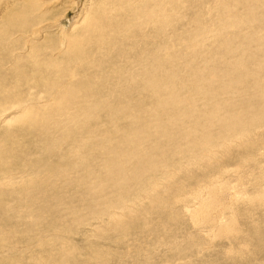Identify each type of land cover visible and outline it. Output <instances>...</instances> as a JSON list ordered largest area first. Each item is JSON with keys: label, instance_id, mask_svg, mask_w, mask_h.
<instances>
[{"label": "rangeland", "instance_id": "obj_1", "mask_svg": "<svg viewBox=\"0 0 264 264\" xmlns=\"http://www.w3.org/2000/svg\"><path fill=\"white\" fill-rule=\"evenodd\" d=\"M104 1L108 0H79L78 3L75 0H0V85L7 88V91H0V105L3 104V107H0V109L5 110L4 117L6 114L8 115V112H11V105L16 100L25 101V104H27V100L30 97L34 101L37 99V102L39 99L49 101V94L54 89H62L65 86H69L71 81L67 78H62L65 66L68 71L70 69L77 71L75 73L79 75L77 78L79 83L84 84L88 80L91 83L88 89L82 90L81 88L80 92L76 89L78 93L72 103L70 101H63L67 104L65 105V110L58 114L55 119L57 125L55 128H51L50 132L46 133L47 135L42 133L41 128L34 129L32 132L22 131V127L15 128L14 130H11V127L7 130V127H3L0 130L1 136L5 135L4 141H1L0 138V176H2V172L6 174L13 172V179L15 181L19 180L18 182L14 181L13 186L0 187V198L2 197L0 201L3 202L1 203L2 206L4 205L3 208H0V264H32L33 260H36L37 264H85L86 261L89 262L90 260L87 257L96 255L95 252L102 254V257L99 259L102 261L101 264H181L182 262L183 264H191L192 261L199 262V260H205L210 264H231L227 260L228 257L237 256L234 259L245 257V254L240 251L242 249L240 245L248 246L249 262L244 259L242 263L264 264L263 259L260 258L261 256L255 258L257 252L261 249L264 251V202H261V206L258 208L250 207L251 209H245L250 222L240 221L243 235L239 242L237 238L233 243L227 241L221 242L216 239L212 241L211 245L204 242L205 237L209 234L205 235L206 229L201 228L205 231L200 233L196 228L190 226L186 217L183 218L184 222L182 221L180 224L181 220H176L175 222L174 216L172 217L169 213H166L169 216L168 219L157 218L148 209L144 215H140L139 217L132 214V217L134 216L138 219L135 218L136 220H133L131 223L126 222V229L117 230L115 231L117 232L116 234L110 232L106 226V220L98 222L91 218L93 215L89 218L85 214L89 207H92L95 212V209L98 208L96 207L97 204L102 206L108 203L104 200L96 202L99 195L97 197L87 196V190L100 191L104 187V192L102 193L107 195L106 197L103 196L104 199L111 196L112 193L109 194V185H107L106 181L100 182L104 176L99 181L95 180L97 178L96 175H93L94 177L89 176L95 171L91 164H95L97 160L95 158L90 160V156L86 154L87 151L84 149L79 151L77 155L72 153L71 150L74 149L73 145L71 146V141H73L72 134L75 133L77 139L84 138L90 146L94 145L96 141V145L98 146L103 141L94 138V135L98 131L109 133L113 128L122 130L129 123V120L132 118L131 116L136 115H130L132 106L144 92V95H146V90L142 91L140 96L134 95V91L136 93L141 92V89L138 90L135 86L138 84V80L133 81L137 77H131L130 80L127 78L130 74L128 71L134 67L139 71L140 68L135 62V55H137V51L140 49L133 45V41L139 40V45L142 42L148 41L154 45L155 57L161 58V62L166 63L170 60V63H173L174 61L171 59L177 57L176 55L180 51V44L183 45L185 37L190 40L186 46L188 48L193 46L197 50L193 51L196 60H201L206 56L209 57L214 50L220 49L222 37L230 40L234 39L235 35L237 38L235 39L236 45L240 43L241 47H247L246 42L248 40L245 37L250 32L247 27L237 29L236 32L232 27L234 25V18L236 19L234 21H237V19H240L245 14V11L239 7L240 5L230 11L217 13L212 11L213 4H210L212 0H162L166 8L168 7L169 9L170 18L167 21L171 27L169 26L165 29L161 37H152L149 40L148 38L140 39L139 37L138 39L135 36L128 37L129 33L120 36L117 34L112 36L111 39L108 38L106 40L107 43L103 46L99 47L100 44L97 42L95 46L93 45V48L88 47L82 53L84 55L80 54L78 60L73 56L71 57L68 54V47L66 50L63 49L61 37L63 33L70 34L71 29L79 25L73 27V24L77 21L75 19L76 15L78 17L80 13L81 17L85 16L87 10H90V8V11L96 10L97 13L95 14L99 15L102 10L109 11L110 9L124 7V5L120 6L114 0L109 1V3H103ZM139 1L127 0L128 3L126 5L138 3ZM157 1L161 3L159 0ZM176 2L179 5L174 7ZM185 3H187L186 6ZM34 7L35 9H33ZM78 10H81V12ZM206 11L210 13L206 15ZM132 12L137 14L136 11L131 10L128 13ZM75 13L76 15H74ZM130 15L131 18H127V20H132V14ZM255 16L253 15V17ZM197 17L202 21L197 20L194 22ZM71 18L73 21H76L73 23ZM243 19L241 18L240 20ZM250 19H253L252 16ZM24 20L28 21L24 22ZM192 22L196 25L192 24ZM55 23L58 25H55ZM60 24L64 26L63 29ZM25 25H27V29ZM222 26L225 28L219 30L218 28ZM261 26L264 28V25ZM263 28L260 33H264ZM17 29L19 30L17 31ZM125 29V31H128V27ZM74 32H71L70 37H68L69 39L73 37L71 35ZM29 48L34 49L31 53L33 57L27 56L30 54ZM100 48H103V51H100ZM162 49H166L167 52H161ZM214 53L212 55L221 56L219 54H222L220 51ZM146 54L148 55V51H146ZM38 56L41 60L43 59V62L46 60L44 65L48 64L47 66H49L55 63L58 67L59 64L62 66L65 64V66L58 71L52 70V75L48 73L44 74V76L36 73L37 67L34 68L33 72L30 70L29 72L24 68L25 63L28 65H33L34 63L36 65L37 60L35 59ZM128 60H130V63L131 61L134 62L130 64ZM91 61L99 63L102 67L96 71H93L92 68L88 72L86 65ZM19 64H22L23 67L19 66ZM175 65L174 67L170 64L169 69L174 67L175 72H177L184 68L183 64ZM1 68H5V70H1ZM195 69L201 71L202 66L198 65ZM9 70L10 72L5 73ZM120 70L123 75L120 73ZM48 72H50V69ZM157 73H159L158 70ZM19 80H22V88V83ZM52 80H54V83ZM58 83L61 85H57ZM115 88L121 90L120 93H124L122 96H126L124 99L127 102L118 98ZM252 93L253 91H251ZM183 98L191 100L196 106L208 104V101L204 102L195 96L191 98L184 94ZM223 100H227V97L225 96ZM151 101L150 99L144 105H148ZM216 102L221 103V100H217ZM232 102L234 101L232 100ZM178 103H180L179 100L177 103H170L171 105L168 103L166 110L162 108L158 110V113L160 112L158 115L168 110H174L175 105L176 108H182L181 103L179 104L181 107L178 106ZM153 107L149 106L142 110L143 115L141 111L138 113V123H135L134 126L136 127L131 128L132 131L133 129H140L139 124L142 125L144 123L145 113L148 111L152 112ZM121 108H126L125 114L127 113L128 117L127 114L124 117H119L118 113ZM239 108H241L240 104ZM114 114H116V118H113ZM68 115L70 117L64 119ZM162 116L165 115L162 114ZM87 118L89 119L85 122ZM50 120L52 121V119ZM148 123H151V121L147 122L148 131L154 132L156 128H153ZM93 128L97 131L94 135L92 134ZM171 132H174V130L172 129ZM5 133H8L9 136ZM258 133V135L262 134L260 142H256L257 139H251L249 142L246 140L244 143L240 142L239 144L236 143V146H230L225 156L221 159V164H217L219 169L224 168L223 170H227L230 175L231 185L235 187L236 191L244 192L243 196L245 200L254 199V195H257L259 192L262 193V199L264 200V173L260 170L255 171V169H252V165L248 163L247 165H240L241 155H254L256 157L257 150L254 151L256 147H259L258 151H261V157L264 154V131ZM136 135L137 133L134 134L135 138ZM112 140L108 139L109 143L107 145H112ZM83 161L85 165L82 166L80 163ZM215 167L213 164L208 167H194V170L188 171V173L194 177L192 180L196 182V185H199L202 183L200 180L203 177L219 170H216ZM6 169L9 170L6 171ZM17 175L18 177H16ZM21 175L26 177L24 178ZM242 175L243 179L238 181V177ZM183 176V174H180L178 177L183 181ZM22 178V182L25 180L23 183L20 181ZM83 178H85V182ZM186 182L189 184L188 179ZM196 185L194 184L192 187ZM164 188L166 187L164 186ZM132 191L133 189L129 192L131 193ZM110 198L113 199V197ZM20 200L24 202L27 200L26 205ZM144 203V205H147L148 202ZM222 206L223 204L220 203L219 207ZM176 213L179 214L178 211ZM78 218H81L84 223H81V226L78 227L73 226V220ZM240 225L238 230L241 229ZM58 227H62L60 230H63V233L58 231ZM244 227L250 228L252 233L251 231H247L246 234ZM149 229H151V232ZM254 229H256V234L253 233ZM171 230L174 234L170 233ZM164 234H167L168 238ZM182 245L189 249L195 247L194 250L182 256L177 253L181 251ZM206 247H209V249L205 253L196 252L197 249H204ZM102 249L103 251H101ZM244 253H247V251ZM197 254H200L201 257L197 256ZM176 258L177 261L174 262ZM234 259L233 261L235 262ZM10 260L11 262L6 263ZM55 260L56 262H54ZM95 262H91L90 264H95ZM240 263L239 261L236 264Z\"/></svg>", "mask_w": 264, "mask_h": 264}, {"label": "bare ground", "instance_id": "obj_2", "mask_svg": "<svg viewBox=\"0 0 264 264\" xmlns=\"http://www.w3.org/2000/svg\"><path fill=\"white\" fill-rule=\"evenodd\" d=\"M78 1L79 0H75L76 3H78ZM109 1L111 0L104 1L103 3H109ZM114 1H117L120 6L124 5V7L110 9L109 11L102 10L100 11L101 14L96 15L95 13H97V11H90L91 8L88 6L90 10H87L85 16L81 17L79 13L77 17L76 13L74 14L76 15V18L75 16H73V18L77 21L74 20L76 21V23H74L71 18L74 23L73 27L79 25L71 29V32L75 31L71 35V37H73L71 39L68 38L70 37L69 35L71 32L70 34L63 33V36L61 37L63 41L62 46H64L63 49L66 50L68 47V54L71 57L73 56L78 60L80 54L84 53L88 47L93 48V45L95 46V43L97 42L100 44L99 47L103 46L107 43L106 40L108 38L111 39L112 36L117 34L120 36L129 33L128 37L135 36L140 39H149L152 37L158 38L161 37L165 29L170 26L167 21V19L170 18V12L168 7L166 8V5L163 4L162 0H159L161 3H158L157 0H140L138 3H130V5H126V3H128L127 0ZM210 4H213L212 11L217 13L230 11L240 5L239 7L245 11V14L241 17L244 19L240 20V18L237 19V21H234L236 20L234 18V25L232 27L235 32L242 27L248 28L250 32L246 35L247 37H245L248 40L246 42L247 47H241L240 43H237L236 45L235 39L237 38L235 35L234 39L230 40L222 37L221 39L223 40L221 41L220 49L216 50L222 52V54H219L221 56L212 55L216 52L214 50L209 57L206 56L201 60H196L193 51L197 50L193 46H190L189 48L186 46L187 42L190 40L185 37V39H183V45L180 44V51L176 55L177 57L171 59L174 62L170 63L169 60V63H164L160 61L162 60L161 58L159 59L155 57L153 44L145 41L139 45V40H135L133 41V45L140 49L137 51V55H135V62L140 68L139 71L136 67L128 71L130 74L128 73L129 75L127 78L130 80L131 77H137V79L133 81L138 80V84L135 86L138 90L141 89V92L136 93L134 91V95L140 96L142 91L146 90V95H144V92L132 106L130 115L136 114L137 116H131L132 118L130 120L128 119L129 123L122 130L113 128L109 133L104 131L101 133L93 128L92 134L94 135L97 132L94 135V138L100 141L103 140L102 144H99L98 146L96 145V141L94 145L90 146L87 140L84 138L77 139L75 133L72 134L73 141H71V146L73 145V148L75 149L71 150L72 153L77 155L79 154V151L84 149L87 151L86 154L90 156V160L95 158L97 162L91 164L95 171L89 176L96 175L97 178H95V180L98 181L104 176L100 182L106 181L107 185H109V194L112 193L111 196L104 199L103 196H107L102 193L104 192V187L100 189V191H93L92 189L87 190V196L97 197V195H99L96 202L104 200L108 203L102 206L97 204L96 207L98 208L95 209V212L92 207H89L85 214H87L89 218L93 215L91 218L98 222L106 220V226L112 233L117 234L115 231L126 229L127 223H131L133 220L138 219L136 217L144 215L149 209L152 212L151 214L155 215L157 218L168 219L169 216H167L166 213H169L172 217L174 216L173 219H175V222L176 220H181L180 224L182 221L184 222L183 218L186 217L190 226L196 228L200 233L205 231L201 228L206 229L207 232L205 231V235H207V233L209 234L205 237L204 242L207 244L211 245L212 241L216 239L221 242L227 241L233 243L237 238L239 242L243 235L240 223L243 221H246V223L250 222L245 209L250 207L258 208L261 206L260 203L264 202L262 199V193L260 192L257 195H254V199L245 200V197L243 196L244 192L236 191L235 187L231 185L230 175L227 170H223L224 168L219 169V166L217 165L221 164V159L225 156L226 151H228L230 146H236V143H244L246 140L249 142L251 139H257L256 142H260L262 134L258 135V132L264 131V33H260L263 28L261 25H264V0H212ZM178 5L179 3L176 2L174 7H177ZM186 5L187 3H185V6ZM234 5L235 7H233ZM33 9H35V7ZM130 10L136 11L137 14H134V12L128 13ZM78 11L81 12V10ZM210 12L206 11V15ZM130 14H132V20H127V18H131ZM255 14L257 15L255 16ZM253 15L255 17H253ZM251 16L253 18L252 20L250 19ZM197 20L199 21L201 19L197 17L194 22ZM25 21L28 20H24V22ZM192 24L195 23L192 22ZM55 25L58 24L55 23ZM26 26L27 25H25V28L27 29ZM60 26H62V24H60ZM63 27L64 26H62V29ZM126 27H128L129 32L125 31ZM224 28L225 27L222 26L218 29L222 30ZM18 30L19 29H17V31ZM33 50L34 49H30V54L27 56H32L31 53ZM100 51H103V48H100ZM146 51H148V55L146 54ZM161 52L166 53L167 50L162 49ZM38 57L35 59L38 61H36V65H34V63L33 65L25 63L24 68L33 72L34 68L37 67L36 73H40L44 76V74H51L52 70L58 71L65 66V64L64 66L59 64L58 67L55 63L47 66L48 64L44 65L46 60L43 62V59L41 60V58ZM33 59L32 61H34ZM83 61L86 62L85 59H83ZM22 62L24 61L22 60ZM128 62L130 63V60H128ZM132 62L134 61H131V63ZM170 64L172 66L175 64H183L184 68L183 70H179L180 72H175L176 70H174V67L176 65L172 69H169ZM20 65L22 66V64H19V66ZM198 65L202 66V72L195 69ZM86 67L89 72L92 68L93 71H96L102 66L95 61H91ZM64 68V70H67L66 66ZM3 69L5 70V68H1V70ZM49 69L50 72H48ZM64 70V73L62 72V78L69 79L71 84L62 89H54L49 94V101L39 99L37 102V99L34 101L29 95L30 99L27 100V104L22 100L14 101L11 105V112H8V115L6 114L5 117L3 116L5 110L0 109V116H2L0 117V130L3 129V127H7L6 130L8 128L10 129V127L12 128L11 130L22 127V131L32 132L34 129L41 128L42 133L46 134L50 132L51 128H55L57 125V123H55L56 117L60 112L65 110V105H67L63 101H70L72 103L78 93L77 91L80 92L81 88L84 90L91 86L89 80L86 83L83 82L84 84L77 81L79 75L78 73H75L76 70ZM157 70L159 73H157ZM8 72H10V70L5 73ZM96 73L94 74L96 75ZM120 73L122 74L121 70ZM53 81L54 80H52V82ZM22 85L23 83L21 84V88ZM57 85L61 84L58 83ZM115 90L118 98L127 102L124 99L126 96H122L124 93H120L121 90H118L117 88H115ZM0 91H7V88L0 85ZM91 91L94 92L93 90ZM251 91H253L252 94ZM184 94L191 98L192 96L199 97V99H202L204 102L208 101V104L205 103L202 104V106L197 105V107L191 100L183 98ZM225 96L227 97V100H223ZM150 99L152 101L145 106L144 104H146L147 101H150ZM178 100L181 103L182 108H176L175 105L176 109L174 108L172 111L168 110L158 115L160 113H158L160 108L166 110L168 103H177ZM217 100H221V103H217ZM232 100L234 102H232ZM180 103H178V106H180ZM239 104L241 105V108H239ZM149 106H154L152 112H146L144 123L142 125L139 124L140 129H133L132 131L131 128L136 127L134 125L135 123H138V113L141 111V114L143 115L142 110ZM0 107H3V104L0 105ZM126 108H121L119 113L117 112L119 117L126 116ZM162 114L165 116H162ZM69 117L70 115L64 117V119ZM116 117V114H114L113 118ZM89 118L85 119V122H87ZM50 119H52V121ZM149 120L151 123L148 124L153 126V128H156L154 132L148 131L147 122ZM172 129L174 132H171ZM132 132L134 134L137 133L136 138ZM5 134L8 135V133ZM0 138L1 141H4L5 135L1 136L0 134ZM108 139H113V144L110 146L107 145L109 143L107 141ZM258 149L259 147H256L254 150H257V155L255 154L256 157H254V155H241L240 165L243 166L248 163L252 165V169H255V171L260 170L264 173V154L261 157L260 155L262 153L261 151H258ZM80 164L83 166L85 165V162L83 161ZM211 164L216 166V170H219L203 177L200 180L202 183L196 185V182L192 180L194 177L189 175L188 171L194 170V167H208ZM8 170L9 169H6V171ZM236 170L238 169L236 168ZM13 174V172L7 174L2 172V176H0V187L6 188L8 186H13V182L15 181L13 179ZM180 174H183L184 176L187 175L185 178L183 176V181L178 177ZM21 176L24 178L26 177L23 175ZM16 177H18V175ZM84 179L85 178H83V181ZM187 179L189 184L186 182ZM240 179H243V175L238 177L237 180L241 181ZM22 180L23 178L20 179L21 182ZM194 184L196 186L192 187ZM164 186L166 188H164ZM131 189H133V191L130 193L129 191H131ZM110 197H113V199ZM26 201L27 200L21 202H24L23 204H25ZM144 202H148L147 205H144ZM1 203L3 202L0 201V208H3L4 205L2 206ZM220 203L223 204L222 207H219ZM253 210L256 211L255 209ZM177 211L179 214L176 213ZM132 214L136 217H132ZM73 222V226L76 227L81 226V223H84L81 218L74 219ZM239 225L241 228L240 230H238ZM162 226L164 227V225ZM60 229H62V227L59 228L58 231L63 233V230ZM146 229L148 228L146 227ZM151 229H149L150 232ZM244 230L246 234L247 231H251L252 233V230L248 227H244ZM170 233L174 234L172 230ZM253 233H257L256 229H254ZM166 237L168 238V235ZM182 246L181 251L177 252L178 255L182 256H185L191 250H194L195 247L189 249L184 245ZM240 246L242 248L240 251L245 254V257L236 259L234 258L237 256L228 257L227 260H229L231 264H236L239 261L241 262L240 264H244L242 263L244 262V259L249 262L248 246ZM208 249L209 247L204 249L199 248L196 252L205 253ZM101 251H103V249ZM246 251L247 253H244ZM95 253L96 255L87 257L90 258V260L89 262L86 261L85 264H90L95 261V264H101L102 261L99 259L102 257V254H99L98 252ZM197 256L201 257L200 254H197ZM258 257L264 261V251L262 249L257 252L255 256V258ZM176 261L177 258L174 262ZM8 262H11V260L6 263ZM54 262H56V260ZM33 263L37 264L36 260H33ZM181 264H183V262ZM191 264L210 263L205 260H199V262L192 261Z\"/></svg>", "mask_w": 264, "mask_h": 264}]
</instances>
